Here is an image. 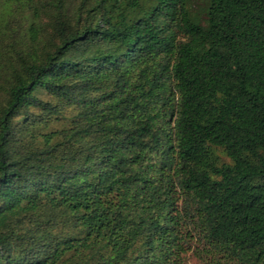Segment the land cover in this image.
Listing matches in <instances>:
<instances>
[{"label": "trees", "instance_id": "16d2710c", "mask_svg": "<svg viewBox=\"0 0 264 264\" xmlns=\"http://www.w3.org/2000/svg\"><path fill=\"white\" fill-rule=\"evenodd\" d=\"M187 255L264 264V0H0V264Z\"/></svg>", "mask_w": 264, "mask_h": 264}, {"label": "rangeland", "instance_id": "374dc122", "mask_svg": "<svg viewBox=\"0 0 264 264\" xmlns=\"http://www.w3.org/2000/svg\"><path fill=\"white\" fill-rule=\"evenodd\" d=\"M47 1L48 0H37L39 5H43L44 3L46 4ZM190 1L192 3V6L194 7V9L196 11H199L204 0H190ZM46 19L47 18L44 19V22L47 21ZM187 263L188 264H202L199 260H197L195 257H193L191 255H187Z\"/></svg>", "mask_w": 264, "mask_h": 264}]
</instances>
